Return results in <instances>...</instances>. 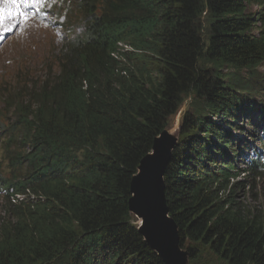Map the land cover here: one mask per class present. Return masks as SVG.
Listing matches in <instances>:
<instances>
[{"label":"trees","instance_id":"obj_1","mask_svg":"<svg viewBox=\"0 0 264 264\" xmlns=\"http://www.w3.org/2000/svg\"><path fill=\"white\" fill-rule=\"evenodd\" d=\"M252 4L264 10V0H77L83 25L57 71L1 109L13 121L0 113V264H164L128 212L129 189L188 96L163 177L180 248L188 264H264V214L239 200L254 201L249 171L264 177L247 161L264 141Z\"/></svg>","mask_w":264,"mask_h":264},{"label":"rangeland","instance_id":"obj_2","mask_svg":"<svg viewBox=\"0 0 264 264\" xmlns=\"http://www.w3.org/2000/svg\"><path fill=\"white\" fill-rule=\"evenodd\" d=\"M44 2L46 14L31 20L16 19L17 16L14 19L9 17L7 9L10 6L0 3V8L6 9L3 26L0 27V94L4 92L5 94L10 93V95L14 94L16 95V101L28 98L31 95L30 88L21 87V85L17 86L18 84L28 81L29 84H34V86H36V83L42 86L40 76L46 73L48 69L52 73L56 71L58 52L69 40L78 34V29L81 27L78 21V14L74 11L75 0H57V2H61L64 5L56 11L48 6L56 1L44 0ZM28 8L31 9L32 7ZM247 10L257 21V23H254L252 35L258 36L259 32L264 29V24L259 23L260 19H258L262 18L260 15L264 14V10L253 4L249 5ZM9 28L11 29L10 31L5 30ZM229 73L232 72L222 69V74L231 75ZM246 75L249 77V74ZM240 76L244 78L245 75L240 74ZM253 77L260 82L263 81L259 87L261 91L259 96L264 100V65L256 69ZM22 88L24 89L21 91ZM190 101L191 97L188 96L177 114L170 118L166 129H176V125L179 126V124H175L177 115H180L181 118L188 109ZM1 103L2 99L0 97V109L2 107ZM9 103H12V101L9 100ZM0 113L3 112L0 111ZM3 114L6 117L5 124L10 125L13 121L12 108L9 106L5 107V113ZM213 119L214 122H222L223 124H227L226 121L230 120H226V117L225 121L219 120L218 116L213 117ZM170 132H174V129L170 130ZM261 136L264 139V130ZM247 161H258L260 166L264 167V141L261 142L260 147L256 151L250 154ZM239 168L245 170L246 166L241 164ZM249 173L250 175L246 177V182H252L251 184L254 185V201L251 200L249 195L243 194L239 195V200L244 206H251L252 209L257 208V211L264 214V177L252 176L251 171ZM253 177H255L254 181L251 179ZM6 207L7 204L0 200V219L3 218V209L6 210ZM9 221L14 222V218L11 219L10 217Z\"/></svg>","mask_w":264,"mask_h":264},{"label":"water","instance_id":"obj_3","mask_svg":"<svg viewBox=\"0 0 264 264\" xmlns=\"http://www.w3.org/2000/svg\"><path fill=\"white\" fill-rule=\"evenodd\" d=\"M180 115H177L175 124H179ZM174 127V126H173ZM172 129V128H171ZM171 129H165L160 133L159 137L154 140L152 146L153 154L146 156L140 161V165L136 169V174L132 177L130 182V198L128 200V210L131 214L137 217L138 227L137 229L141 233L144 241L147 245L156 251V254L162 259L165 264H187L188 255L185 252L179 250L178 245V230L173 225L171 218H167L168 212L164 199V184L163 174L165 166L170 158V152L174 147V139L169 136ZM148 162V164H147ZM146 164L148 167H146ZM155 171L156 174L153 172ZM145 187L146 189L142 191ZM140 189V191H139ZM148 205L158 211V215H151L147 212H142V207ZM155 224L159 233L165 235H171L175 238V244L172 243L171 247H167L163 244L160 246L156 244L153 239V230L151 226ZM173 226L172 229L167 230ZM168 233V234H167ZM187 258L185 259V257ZM162 261V262H163Z\"/></svg>","mask_w":264,"mask_h":264},{"label":"bare ground","instance_id":"obj_4","mask_svg":"<svg viewBox=\"0 0 264 264\" xmlns=\"http://www.w3.org/2000/svg\"><path fill=\"white\" fill-rule=\"evenodd\" d=\"M231 120H229V121H226V123H229ZM222 123V122H221ZM241 123V124H240ZM239 124L240 125H242L243 123L241 122V121H239ZM229 126L228 125H226V128H228ZM172 129H174V132H170V131H168L169 132V136L170 137H172L173 139H174V147H175V145H176V142H177V137H178V131H179V126L178 125H176V129L175 128H172ZM171 129V130H172ZM165 130V129H164ZM161 132H163V131H161ZM160 132V133H161ZM160 135V134H159ZM159 135L158 136H156L154 139H153V142H152V146H153V143H154V140L156 139V138H158L159 137ZM216 142H217V144H219V146H221L220 145V139H217L216 140ZM152 146H151V151L149 152V153H147L146 155H144L142 158H141V160L144 158V157H146V156H151L152 154H153V152H152ZM174 147L172 148V150L174 149ZM172 150H171V152H170V158H171V153H172ZM170 158H169V160H168V162H167V164L169 163V161H170ZM223 158V157H222ZM140 160V161H141ZM140 161H139V164H138V166L140 165ZM147 164H148V162H147ZM146 164V167H148V165ZM167 164H166V166H167ZM166 166H165V168H166ZM239 167V166H238ZM264 171V170H263ZM155 174H156V172L155 171H153ZM164 172H165V169H164ZM163 177H164V174H163ZM131 180H132V178H131ZM162 180H163V178H162ZM163 184H164V180H163ZM140 189H142V191H144L146 188L145 187H143V188H140ZM140 189H139V191H140ZM129 191H130V189H129ZM163 193H165V185H164V190H163ZM164 199H165V195H164ZM12 200V199H11ZM2 201V200H1ZM3 202V201H2ZM165 205H166V202H165ZM143 209H142V212H147V213H149V214H151V215H158L157 213H158V211H156V210H154V208L153 207H150V206H148V205H144V206H141ZM166 207H167V205H166ZM167 210H168V208H167ZM128 212H129V210H128ZM130 213V212H129ZM131 214V213H130ZM132 216H133V218L135 219V222H134V224H135V226H136V229H137V227H138V225H139V221H138V219H137V217L136 216H134L133 214H131ZM166 217L167 218H170L169 216H168V212H167V214H166ZM173 221V220H172ZM173 225H175L176 226V224H175V222L173 221ZM151 228L152 229H154V228H157L156 227V225L155 224H153L152 226H151ZM173 228V226H171L168 230H167V232H169V230L170 229H172ZM176 229H177V226H176ZM178 230V229H177ZM137 231L139 232V230L137 229ZM140 233V232H139ZM141 234V233H140ZM168 234V233H167ZM177 234H178V232H177ZM153 239L156 241V244H158V245H160V246H163V244L164 245H166L167 247H171V245H172V243H174L175 244V242H176V240H175V238L174 237H172L171 235H165L164 237H163V233L161 234V233H159L158 232V230H156V229H154L153 230ZM178 236H179V234H178ZM178 245L180 246V244H179V238H178ZM149 247V246H148ZM164 247V246H163ZM150 248V247H149ZM151 249V248H150ZM153 252H155L156 253V251L155 250H153V249H151ZM179 250L181 251V252H185L187 255H188V253H187V251L186 250H183V249H181V248H179ZM158 256V255H157ZM159 257V256H158ZM187 258V256L185 257V259ZM188 259V258H187ZM162 260V259H161ZM163 261V260H162ZM163 263L165 264V262L163 261ZM188 264V263H187Z\"/></svg>","mask_w":264,"mask_h":264},{"label":"snow or ice","instance_id":"obj_5","mask_svg":"<svg viewBox=\"0 0 264 264\" xmlns=\"http://www.w3.org/2000/svg\"><path fill=\"white\" fill-rule=\"evenodd\" d=\"M44 0H0V3L6 6H11L7 9L8 16L15 18L16 16L22 17L25 20L29 18V14L25 11L26 8L40 5ZM6 9L0 8V27L3 26V21L5 19L4 12ZM10 31L11 29H5Z\"/></svg>","mask_w":264,"mask_h":264}]
</instances>
